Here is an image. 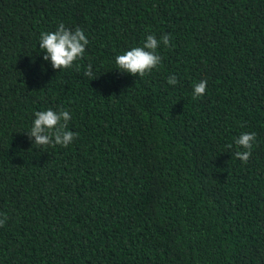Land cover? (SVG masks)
<instances>
[{"label":"trees","instance_id":"16d2710c","mask_svg":"<svg viewBox=\"0 0 264 264\" xmlns=\"http://www.w3.org/2000/svg\"><path fill=\"white\" fill-rule=\"evenodd\" d=\"M60 23L90 43L59 71L39 42ZM165 34L157 69L116 70ZM48 108L71 114L67 147L26 134ZM4 216L0 264H264V0H0Z\"/></svg>","mask_w":264,"mask_h":264},{"label":"clouds","instance_id":"9594fccd","mask_svg":"<svg viewBox=\"0 0 264 264\" xmlns=\"http://www.w3.org/2000/svg\"><path fill=\"white\" fill-rule=\"evenodd\" d=\"M161 42L167 48L170 45V36L163 35L158 40L155 35H147L140 46H133L115 57L116 70L121 73H128L133 77L139 76L141 79L150 74L153 69H157L161 64L162 57L158 52ZM90 43L85 31L80 27L75 29L67 28L60 23L54 32H41L39 49L44 53L43 60L50 61L55 70L70 69L76 61L84 58L86 46ZM84 75L93 77L92 65L89 64ZM169 85L178 83L175 75H170L167 79ZM207 80H201L193 84V98L202 97L207 89ZM32 126L26 134L33 142V145L55 147L57 145L67 147L77 136V133L68 130V122L71 119L69 111L60 109L36 111ZM257 141L255 132H241L235 139L237 150L234 158L247 164L252 156V150ZM233 145H227L232 149ZM7 217L0 218V227H4Z\"/></svg>","mask_w":264,"mask_h":264}]
</instances>
